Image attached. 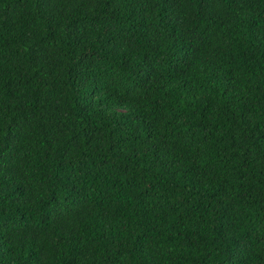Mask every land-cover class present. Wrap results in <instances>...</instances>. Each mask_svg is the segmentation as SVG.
Listing matches in <instances>:
<instances>
[{"label": "trees", "instance_id": "16d2710c", "mask_svg": "<svg viewBox=\"0 0 264 264\" xmlns=\"http://www.w3.org/2000/svg\"><path fill=\"white\" fill-rule=\"evenodd\" d=\"M0 264H264V0H0Z\"/></svg>", "mask_w": 264, "mask_h": 264}]
</instances>
